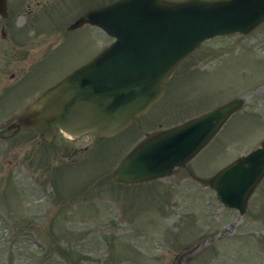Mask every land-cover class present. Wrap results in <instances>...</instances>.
Wrapping results in <instances>:
<instances>
[{
    "label": "rangeland",
    "instance_id": "obj_1",
    "mask_svg": "<svg viewBox=\"0 0 264 264\" xmlns=\"http://www.w3.org/2000/svg\"><path fill=\"white\" fill-rule=\"evenodd\" d=\"M113 1L8 0L5 38L0 18V125L104 49L111 39L99 29L69 27ZM235 98H244L243 109L187 169L141 185L114 182L145 134ZM263 140L264 24L247 37L205 42L160 103L112 140L61 137L48 146L38 133L0 138V264H264V179L243 216L199 182Z\"/></svg>",
    "mask_w": 264,
    "mask_h": 264
},
{
    "label": "water",
    "instance_id": "obj_2",
    "mask_svg": "<svg viewBox=\"0 0 264 264\" xmlns=\"http://www.w3.org/2000/svg\"><path fill=\"white\" fill-rule=\"evenodd\" d=\"M6 3L0 0L5 17ZM263 21L264 0H120L92 11L73 27L95 24L118 40L42 95L19 117L17 127L35 128L46 122L51 130L110 137L159 100L174 68L203 40L218 34H249ZM242 104L234 100L180 127L150 135L123 161L114 178L134 183L171 175L196 156ZM263 176L264 143L204 181L217 190L221 201L243 213Z\"/></svg>",
    "mask_w": 264,
    "mask_h": 264
}]
</instances>
